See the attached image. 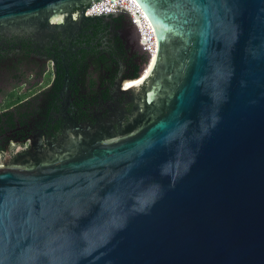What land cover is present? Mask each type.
I'll use <instances>...</instances> for the list:
<instances>
[{"label": "water", "instance_id": "water-1", "mask_svg": "<svg viewBox=\"0 0 264 264\" xmlns=\"http://www.w3.org/2000/svg\"><path fill=\"white\" fill-rule=\"evenodd\" d=\"M102 0H0V37L77 34ZM136 108L0 163V264H264V0H135ZM133 83V82H131Z\"/></svg>", "mask_w": 264, "mask_h": 264}, {"label": "flooded vegetation", "instance_id": "flooded-vegetation-1", "mask_svg": "<svg viewBox=\"0 0 264 264\" xmlns=\"http://www.w3.org/2000/svg\"><path fill=\"white\" fill-rule=\"evenodd\" d=\"M92 18L43 48L0 37V126L11 129L0 163H16L32 143L42 142L44 153L71 124L114 120L117 134L128 124L136 96L123 91L139 78L145 55L122 37L128 21L106 19L111 26L98 31Z\"/></svg>", "mask_w": 264, "mask_h": 264}, {"label": "built area", "instance_id": "built-area-1", "mask_svg": "<svg viewBox=\"0 0 264 264\" xmlns=\"http://www.w3.org/2000/svg\"><path fill=\"white\" fill-rule=\"evenodd\" d=\"M118 8L124 9L130 14V22L134 24L139 31L140 44L144 52L150 57H153L157 51L154 29L135 0H102L89 8L87 15L99 17L105 14H112L116 12Z\"/></svg>", "mask_w": 264, "mask_h": 264}, {"label": "trees", "instance_id": "trees-1", "mask_svg": "<svg viewBox=\"0 0 264 264\" xmlns=\"http://www.w3.org/2000/svg\"><path fill=\"white\" fill-rule=\"evenodd\" d=\"M124 20L127 21V19L124 16H120V17H118V19L112 18L111 21H113V22H122ZM90 21H95L96 22V24H92V26H94L98 31H102L103 28H105L107 26H111V23H106V18L93 17ZM144 58L146 59V56ZM19 115L23 116L25 114L19 113ZM1 120H2V118L0 116V121ZM10 131H11V129L4 130L0 126V149H2L4 147L3 145H7L8 144L7 140L10 139L8 137V134H9Z\"/></svg>", "mask_w": 264, "mask_h": 264}, {"label": "bare ground", "instance_id": "bare-ground-1", "mask_svg": "<svg viewBox=\"0 0 264 264\" xmlns=\"http://www.w3.org/2000/svg\"><path fill=\"white\" fill-rule=\"evenodd\" d=\"M135 84H137V83H134V82L133 83H129V86H132V85H135Z\"/></svg>", "mask_w": 264, "mask_h": 264}]
</instances>
